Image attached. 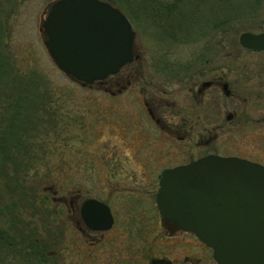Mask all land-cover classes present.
<instances>
[{"label":"rangeland","instance_id":"1","mask_svg":"<svg viewBox=\"0 0 264 264\" xmlns=\"http://www.w3.org/2000/svg\"><path fill=\"white\" fill-rule=\"evenodd\" d=\"M56 1L0 0V62L7 68H0V133L8 130L11 135L17 117L32 137L26 148L33 146L30 150L41 152L27 158L22 148L21 155L16 154L19 169L27 165L33 171L26 177L23 171L16 175L14 164L13 169L6 168V181L11 179L12 187L2 181L0 171L4 211L0 226L11 236L19 235L26 246L21 256L7 253V263L88 264V240L80 230L83 223L78 210L70 213L55 199L66 198L69 206L72 202L79 209L88 197H95L114 205L120 232L115 229L105 246L93 250L92 264H142L150 255L147 242L161 244L160 251L174 263L189 256L190 264H215L211 253L198 248L192 236L171 235L160 225L153 201L158 185L143 182L136 168L140 160L135 159V146L149 124L139 104L144 97L138 92L141 88L148 93L168 92L176 111L187 113L197 105L189 92L190 83L181 81L192 79L200 85L222 79L233 97L226 99L221 90H214L202 122L210 130L216 125L225 127V132H214L221 149L243 152L264 166V53L239 44L244 33L264 32V0L254 3L252 11L242 3L253 0H183V18L173 21L176 31L158 29L153 20H141L136 27L132 24L141 60L131 64L140 65L141 74L136 76L137 84L118 99L82 87L51 60L40 28ZM229 18L232 24L224 27L226 33L213 31L217 21ZM234 112L237 118L226 121L227 114ZM186 115L193 118L188 121L197 123L194 112ZM155 139L146 138L151 161H159L164 149L181 154L176 147H161ZM182 146L186 149L183 159L200 152L191 144ZM141 160L145 163L146 156ZM15 184L24 187L26 195L15 191ZM30 239L45 250V259L32 253L22 255L28 253Z\"/></svg>","mask_w":264,"mask_h":264},{"label":"water","instance_id":"2","mask_svg":"<svg viewBox=\"0 0 264 264\" xmlns=\"http://www.w3.org/2000/svg\"><path fill=\"white\" fill-rule=\"evenodd\" d=\"M47 52L60 72L82 87L103 82L140 58L128 18L101 0H58L41 24ZM240 46L264 53V33H244ZM157 205L162 217L194 234L217 264H264V166L208 157L163 174ZM84 225L107 231L108 207H81Z\"/></svg>","mask_w":264,"mask_h":264},{"label":"flooded vegetation","instance_id":"3","mask_svg":"<svg viewBox=\"0 0 264 264\" xmlns=\"http://www.w3.org/2000/svg\"><path fill=\"white\" fill-rule=\"evenodd\" d=\"M141 60V57L137 59L135 62H138ZM141 74V66L140 65H133L129 64L125 67H123L116 75L108 77L103 82L95 83L92 86H88L89 89H97L105 92L106 94H109L113 99H118L120 96L124 94L126 91L130 90L133 86L137 84L136 76H140ZM186 83V84H185ZM191 85V90L189 91L192 96L195 104L197 105V108L195 111L191 110L190 112L187 110V113L190 115L194 114L196 115L197 123L194 124V122L188 121L187 119H193L190 117H187V113H183L182 111H176L175 105L172 101L170 102V96L168 92L165 91H158V92H150L148 93L144 88H141L138 92L139 97L141 98V107H143L146 110V116L149 120V124H147V128H145L146 131H143L142 134L139 136V140L137 141V145L135 146L136 151V161L137 159L140 160L137 162V170L139 171V174L141 175L142 181L145 183H154L158 185V190L155 196H153V201L157 210V213L160 217V225L162 228H165L169 234L171 235H182L186 236H192L197 247L202 248L203 250L210 252L213 257V252L211 249H209L206 245H204L194 234L184 232L179 227H177L174 223L169 222L165 220L157 205V196L159 194L160 190V182L162 180V176L167 171H172L177 168L181 167H187L189 165H192L202 159L208 158V157H220V158H237L246 160L255 164H260L258 161H255L252 157H248L245 155V153H236L232 152L229 149L220 148L217 145L218 141V134H214L217 130H220L222 132H225V127L223 125H216L213 130H210L206 128L204 125V117L206 115L205 109L206 106H210L209 101L213 100L214 94L212 93L214 90L216 91H222L224 93V96L226 99H232L233 97V91L231 90V87L229 84L222 81V79L218 78L211 81H205L202 82V84L198 85L195 81L190 79V81L183 82L181 81L180 84L184 85ZM124 84V85H122ZM186 86V87H187ZM185 87V88H186ZM220 91V92H221ZM221 92V93H222ZM148 96V97H147ZM175 110V112H174ZM215 110V108L213 109ZM143 116V115H142ZM210 118V117H209ZM213 118V117H212ZM237 118V114L234 113H228L226 116V121L232 123ZM203 121V122H202ZM148 122V121H147ZM152 137L154 142L161 141L159 144L161 147H166L168 145V148L176 147L179 149L181 154L179 156L173 155L172 152L169 150H162L160 151L161 158L159 161L152 160L151 161V153L148 150V147L150 144L146 141V138ZM147 142V143H145ZM191 144L200 149L199 153L190 154V156H186L185 159V151L186 149L182 145ZM167 148V149H168ZM245 151V150H244ZM146 152L145 155H143ZM246 152V151H245ZM143 156H146L145 163L141 162ZM182 156V157H181ZM135 157V156H134ZM263 166V165H262ZM116 174L112 176L113 179H115ZM60 205H63L66 209L68 207V211L70 213H75L77 210L79 212V216L81 218V207L84 204L79 207V209H76V205L74 207L73 203L71 202V205L69 206L66 198H61V200H56ZM89 201H96L102 205H105L109 208L111 215L113 217V225L110 230L107 231H94L89 226L82 225L83 227L80 229L81 232L84 233L85 237L88 240V264H92V252L94 249H100L102 246H105L107 244L106 240L108 236L113 233L116 229V232H120L118 230V221H117V215L116 211L114 209V205H112L110 202H108L106 199L103 198H95V197H88ZM82 220V219H81ZM83 223V222H82ZM156 242H147L148 250L147 252L150 253L144 263L142 264H190V257L187 256L184 260H180L177 262H173L172 259L168 258L165 254V252H161L160 249L162 248L161 244H157L159 246L158 250L154 249V246H156ZM154 245V246H153ZM187 247V246H186ZM119 252V251H118ZM120 253V252H119ZM160 255L159 257L157 256ZM152 255V256H151ZM116 262V261H115ZM114 263V262H112ZM115 264V263H114ZM140 264V263H138ZM215 264H217L215 262Z\"/></svg>","mask_w":264,"mask_h":264},{"label":"trees","instance_id":"4","mask_svg":"<svg viewBox=\"0 0 264 264\" xmlns=\"http://www.w3.org/2000/svg\"><path fill=\"white\" fill-rule=\"evenodd\" d=\"M103 2H106L116 9L120 10L133 24L135 27L136 25L139 26L141 24V20H153V22L156 21L157 25L154 24V27L158 29H165L168 28L169 30H174L176 31L173 21L176 20L177 18H183V13L181 12V4L183 5L182 1L183 0H101ZM186 1V0H184ZM260 0H253V2H245L242 3V5L245 7L244 9L252 11L255 6L254 3L259 4ZM221 3H227L231 2V0H219ZM196 13L199 11V9L196 7L193 8ZM158 11V12H157ZM157 12V14H156ZM172 17V19H171ZM197 17V15H191L190 18H192L190 21L194 20ZM167 18H170L167 20ZM172 20V21H171ZM228 24H232V21L229 19H226V21H217L216 24H214L213 31H222L226 33L224 27ZM232 28H234L232 26ZM174 31H171L174 33ZM170 33V35L174 36V34ZM3 68L2 70H7L5 64L0 62V68ZM15 121V119H14ZM16 124L13 126L14 130L11 135H9L8 130L4 132L3 134L0 133V171L2 172V181L6 182L7 186L12 187L13 181L8 180L6 181V173L5 170L6 168H12L13 169V164L16 169L15 173L18 176L19 171H23L25 176H31V173L33 169H30L29 166L26 165L22 166L19 169V165L16 163V154L21 155V150L23 148V154L26 155L27 158L32 155L34 156V153L37 152L39 155V150H30L33 149V146H29L26 148V143L31 140V135L25 130V127H22L21 124L22 122L20 120H17L16 117ZM24 129L26 132L24 133L21 131ZM22 133V137H27L26 140L25 138H20L19 135ZM17 134V139L15 140L13 135L16 136ZM13 138V141H12ZM20 138V140H19ZM29 138V139H28ZM35 149V148H34ZM15 151V152H14ZM41 154V152H40ZM14 162V163H13ZM21 174V173H20ZM28 175V176H27ZM17 181V180H16ZM15 191H21L22 194H25L24 187L19 186L18 184H15ZM26 195V194H25ZM26 199V197L24 198ZM46 200V199H45ZM46 202V201H45ZM44 202V203H45ZM36 205V204H35ZM6 210V209H5ZM3 209L1 208L0 204V221L3 219ZM14 212L18 213L17 207L14 209ZM1 224V223H0ZM25 243L22 241V238L18 235H13L11 236L7 231H5L1 226H0V264H8L6 261V254L8 253V256L10 254L13 255V257L16 256H21L20 252L23 251V248L26 247L24 246ZM12 248L13 253H10ZM27 249L29 250L28 253H23L22 255L27 256L29 253H32L36 257L40 259H45V250L42 251L41 247L39 244L35 243V240L30 239L27 242ZM42 261V260H41Z\"/></svg>","mask_w":264,"mask_h":264}]
</instances>
